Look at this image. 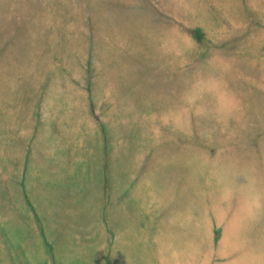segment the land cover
<instances>
[{"label":"rangeland","instance_id":"rangeland-1","mask_svg":"<svg viewBox=\"0 0 264 264\" xmlns=\"http://www.w3.org/2000/svg\"><path fill=\"white\" fill-rule=\"evenodd\" d=\"M0 264H264V0H0Z\"/></svg>","mask_w":264,"mask_h":264}]
</instances>
